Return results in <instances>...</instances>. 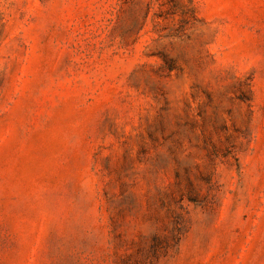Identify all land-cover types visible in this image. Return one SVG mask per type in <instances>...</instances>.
Returning <instances> with one entry per match:
<instances>
[{
    "label": "rangeland",
    "instance_id": "1",
    "mask_svg": "<svg viewBox=\"0 0 264 264\" xmlns=\"http://www.w3.org/2000/svg\"><path fill=\"white\" fill-rule=\"evenodd\" d=\"M174 1L0 0V264H264V0Z\"/></svg>",
    "mask_w": 264,
    "mask_h": 264
},
{
    "label": "trees",
    "instance_id": "2",
    "mask_svg": "<svg viewBox=\"0 0 264 264\" xmlns=\"http://www.w3.org/2000/svg\"><path fill=\"white\" fill-rule=\"evenodd\" d=\"M171 2H173L174 5H176V3H174L175 1L174 0H170ZM191 2V1H190Z\"/></svg>",
    "mask_w": 264,
    "mask_h": 264
}]
</instances>
